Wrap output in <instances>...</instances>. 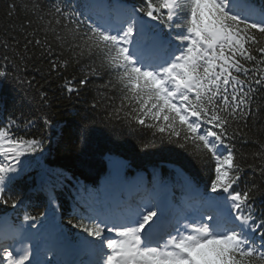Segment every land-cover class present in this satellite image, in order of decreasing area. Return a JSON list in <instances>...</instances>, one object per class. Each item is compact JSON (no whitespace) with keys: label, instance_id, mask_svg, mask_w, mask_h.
<instances>
[{"label":"snow or ice","instance_id":"obj_1","mask_svg":"<svg viewBox=\"0 0 264 264\" xmlns=\"http://www.w3.org/2000/svg\"><path fill=\"white\" fill-rule=\"evenodd\" d=\"M9 8L11 16L16 5ZM31 11L42 29L27 31L32 22L26 21L11 43L0 39V83L27 98L35 76H25L32 50L39 49L49 68L32 67L42 79L55 73L69 99L94 85L90 107L105 108V121L130 132L151 131L144 149L174 145L214 161L208 189L187 181L179 205L162 193L166 185L157 176L152 187L140 185L135 198L97 194L85 211H73L76 223L68 221L84 234L79 250L89 259L64 264H264V211L257 214L255 207L257 196H264V140L249 136L252 129L260 132L255 122L264 99V9H251L247 0H140L133 6L54 0L44 11L34 0ZM70 65L79 77L67 75ZM36 92L39 107L50 108L43 85ZM35 102L33 96L29 104ZM36 119L53 127L46 111ZM33 123L21 112L0 126V204L14 209L21 203L12 189L25 170L23 158L42 152L44 140L13 129ZM249 143L256 147L245 154ZM23 219L37 228V216L25 212ZM0 264L53 261L35 258L32 237L21 225L0 236Z\"/></svg>","mask_w":264,"mask_h":264},{"label":"trees","instance_id":"obj_2","mask_svg":"<svg viewBox=\"0 0 264 264\" xmlns=\"http://www.w3.org/2000/svg\"><path fill=\"white\" fill-rule=\"evenodd\" d=\"M118 1H125L129 6L140 3V0ZM35 2L47 11L54 0ZM108 2L112 3V0ZM33 3L34 0H0V39H8L11 43V36L19 37L26 21L32 22L27 31L42 29V22L32 14ZM79 3L77 6L83 5L85 0ZM247 3L264 8V0H247ZM11 4H15L16 9L9 16L7 13L11 11ZM37 35L43 39L42 31H38ZM32 52L34 60L30 62L25 78L32 79L35 76V87L27 89V98L24 92L14 85L0 83V126L7 124L10 116H18L23 112L25 117L32 118L34 123L27 128L22 125L13 131L18 136L44 140V150L23 158L25 170L12 189L14 197H18L21 203L15 209L11 204H0V219L7 216L20 226L26 223L23 217L27 212L39 219L52 221L51 225L55 226L60 238L78 243V238L84 234L68 223L69 220L76 223L78 219L73 215L71 205L79 212L85 211L97 195L98 187L112 172L130 174L136 170L145 171L151 181L157 176L159 180L168 181L174 186V176L179 173L182 177L178 180L180 184H186L187 179L208 189L214 178V161L210 157L196 159L174 145L157 144L144 149L142 145L152 139L151 131L144 129L130 132L118 122L105 121V108L93 110L90 107L95 96L94 85H89V91L82 92L79 97L73 95L71 99L67 98L59 87L62 80L57 78L55 73L45 80L41 74L34 71L33 63L42 73L47 72L49 64L46 57L39 58V49H33ZM3 54L4 50L0 48V56ZM64 55L67 57L68 53L65 52ZM67 75L79 77L80 72L70 65ZM41 85L51 100L50 108L41 109L38 105L36 87ZM33 96L36 97V102L29 104ZM260 96L264 98V92H261ZM258 103L261 104L262 110L255 125L260 132L252 129L249 136L255 138L259 135V138L264 140V99L258 100ZM41 111L48 112L53 120L51 129L46 128L42 120L36 119ZM252 123L249 122L250 128ZM255 147L249 143L243 146V151L249 154ZM251 162L249 158L248 163ZM249 176L250 173L246 171L241 187L248 181ZM255 207L257 214L264 211V196H257Z\"/></svg>","mask_w":264,"mask_h":264},{"label":"rangeland","instance_id":"obj_3","mask_svg":"<svg viewBox=\"0 0 264 264\" xmlns=\"http://www.w3.org/2000/svg\"><path fill=\"white\" fill-rule=\"evenodd\" d=\"M143 178H144V175H141V174L138 175V176H136V177L131 181L130 185H131L132 187H136V186H138L140 183H142Z\"/></svg>","mask_w":264,"mask_h":264}]
</instances>
